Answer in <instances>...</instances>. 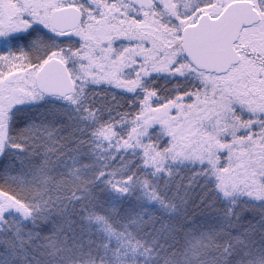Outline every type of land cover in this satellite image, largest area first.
Listing matches in <instances>:
<instances>
[{"label":"snow or ice","instance_id":"6c2138e0","mask_svg":"<svg viewBox=\"0 0 264 264\" xmlns=\"http://www.w3.org/2000/svg\"><path fill=\"white\" fill-rule=\"evenodd\" d=\"M0 264H264V0H0Z\"/></svg>","mask_w":264,"mask_h":264}]
</instances>
